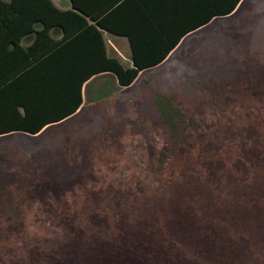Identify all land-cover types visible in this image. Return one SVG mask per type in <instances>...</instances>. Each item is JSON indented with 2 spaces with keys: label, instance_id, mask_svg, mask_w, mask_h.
Segmentation results:
<instances>
[{
  "label": "trees",
  "instance_id": "1",
  "mask_svg": "<svg viewBox=\"0 0 264 264\" xmlns=\"http://www.w3.org/2000/svg\"><path fill=\"white\" fill-rule=\"evenodd\" d=\"M69 1L71 8L63 10L51 0H0V135L40 132L32 152L15 145L0 155V244L18 235L29 203L58 202L55 191L66 185L108 219L102 201L118 187L130 210V177L112 183L99 169L124 153L125 136L144 134L148 161L155 148L147 134L155 129L170 154L188 157L194 145L179 125L184 105L224 97L232 82L256 90L264 77V63L248 64L249 36L257 37V27L249 24L252 0ZM131 10L133 26L122 27ZM207 23L208 31L190 33ZM51 29L60 31L58 39L50 37ZM100 30L127 38L130 66L106 54ZM27 35L30 43L21 46ZM100 76L107 77L103 96L86 101L85 92ZM130 85L127 99L119 90ZM234 149L216 153L226 169ZM230 192L234 211L235 189ZM33 252L30 262L42 256Z\"/></svg>",
  "mask_w": 264,
  "mask_h": 264
},
{
  "label": "rangeland",
  "instance_id": "2",
  "mask_svg": "<svg viewBox=\"0 0 264 264\" xmlns=\"http://www.w3.org/2000/svg\"><path fill=\"white\" fill-rule=\"evenodd\" d=\"M249 5H254L249 6V24L257 27V37L249 36L248 42L251 65L264 63V0ZM106 80H93L85 100L102 97ZM261 80L256 90L232 82L224 97L209 98L194 108L184 105L179 125L194 145L188 157L170 154L156 129L147 134L155 148L152 161L147 160L144 134L137 130L125 136L124 153L107 161V167L100 163L99 169L109 173L112 183L130 177L135 204L130 210L124 208L118 187L102 201L110 219L67 185L55 191L58 202L29 203L18 235L0 244V264H264V77ZM133 90L130 85L119 92L128 99ZM39 136L2 134L0 155L15 145L32 152ZM230 146L235 148L231 170L216 156ZM231 188L234 211L229 208ZM49 247L55 252L39 250ZM36 249L42 256L28 261Z\"/></svg>",
  "mask_w": 264,
  "mask_h": 264
},
{
  "label": "crops",
  "instance_id": "3",
  "mask_svg": "<svg viewBox=\"0 0 264 264\" xmlns=\"http://www.w3.org/2000/svg\"><path fill=\"white\" fill-rule=\"evenodd\" d=\"M52 3L59 9H70L71 8V4L69 0H51ZM239 5V2L237 3L235 9L237 8V6ZM133 4L131 5V8L133 9ZM234 9V10H235ZM134 10V9H133ZM133 10L130 11V14H126L127 18L125 19V23L122 27H132L133 23L135 22V17L133 14ZM233 10V11H234ZM232 11V12H233ZM231 12V13H232ZM230 13V14H231ZM228 14V15H230ZM228 15H226L225 17H227ZM90 21L88 20V23ZM209 24V23H207ZM205 24V25H207ZM205 25L201 26L200 28L190 32V33H195V32H199L200 29L202 27H204ZM101 31V37H102V41L104 43V49L107 55H111V56H115L116 58L119 59V61L124 65L125 61L127 62L126 65L124 66H130V48H129V44H128V40L125 36L123 35H114V34H110L104 30H100ZM49 35L51 38L53 39H58L61 35L60 31L58 29H51L49 31ZM32 39L31 35H27L25 37H23L20 40V45L21 46H26L30 43Z\"/></svg>",
  "mask_w": 264,
  "mask_h": 264
}]
</instances>
